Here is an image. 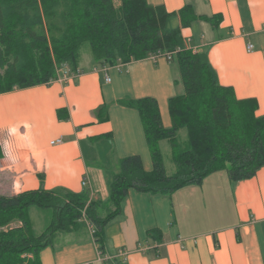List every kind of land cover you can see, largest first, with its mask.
I'll return each instance as SVG.
<instances>
[{
	"label": "crops",
	"instance_id": "0c3cea01",
	"mask_svg": "<svg viewBox=\"0 0 264 264\" xmlns=\"http://www.w3.org/2000/svg\"><path fill=\"white\" fill-rule=\"evenodd\" d=\"M148 2L169 11L192 4L203 18L182 28L185 44L205 52L219 82L239 98H256V113L264 115V0ZM214 15L218 24L208 19ZM152 54L116 65L80 63L74 75L61 71L49 83L0 91V193L64 188L105 202L122 157L139 154L152 169L141 115L121 102L155 97L164 125H172L177 72L173 60ZM105 103L108 119L100 120ZM154 228L162 235H149ZM105 231L104 255L86 221L58 233L41 264H111L115 257L126 264H264V166L237 182L217 171L172 195L131 189Z\"/></svg>",
	"mask_w": 264,
	"mask_h": 264
},
{
	"label": "trees",
	"instance_id": "16d2710c",
	"mask_svg": "<svg viewBox=\"0 0 264 264\" xmlns=\"http://www.w3.org/2000/svg\"><path fill=\"white\" fill-rule=\"evenodd\" d=\"M199 16L192 4L169 11L148 0H0V91L49 83L62 64L76 71L81 47L87 43L93 62L116 65L172 52L184 85L169 98L172 125L163 123L158 100L152 96L121 102L136 108L143 122L153 167L145 169L142 157H122L109 185L107 201L87 191L64 188L0 193V264H41V251L55 236L88 221L101 254H105L106 226L123 211L131 189L172 195L190 185H201L210 174L225 170L233 182L254 177L264 166V115H257L256 98H239L230 85L221 84L205 52L188 47L182 28ZM210 19L218 24L219 15ZM179 20V22H178ZM108 119V104L97 111ZM59 117L67 111L58 110ZM187 129L182 145L178 131ZM167 139L176 170L168 174L161 141ZM110 204V209L109 205ZM31 206L48 217L45 229L33 224ZM108 211L103 213V209ZM19 221L17 225H10ZM162 235L149 230V235ZM111 264H126L115 257Z\"/></svg>",
	"mask_w": 264,
	"mask_h": 264
},
{
	"label": "rangeland",
	"instance_id": "374dc122",
	"mask_svg": "<svg viewBox=\"0 0 264 264\" xmlns=\"http://www.w3.org/2000/svg\"><path fill=\"white\" fill-rule=\"evenodd\" d=\"M115 5H120L121 0H114ZM93 61V57L91 54V50L89 48V45L87 43H85L82 47H81V65L83 66H89L90 64H92ZM62 68H70V65L68 63H64L61 65ZM173 66L176 69L177 72V76H178V83H177V90L181 93L184 91V85L183 82L180 78V74H179V67H178V63L176 61H173ZM178 140L179 142L184 145L187 142V129L186 128H181L178 131ZM161 149L163 152V159H164V164H165V168L167 170L168 174H172L175 172L176 170V164L172 159V149H171V145L169 143V141L167 139L162 140L161 141ZM151 153L149 152V155ZM109 205V209H110V204ZM108 207L103 209V213H106L108 210ZM30 214H31V218L33 220L35 229L38 232H41L45 229L46 225L48 224V217L46 215V213L39 207L37 206H31V210H30ZM19 223V221H14L12 222L10 225H17Z\"/></svg>",
	"mask_w": 264,
	"mask_h": 264
},
{
	"label": "built area",
	"instance_id": "2783aa9c",
	"mask_svg": "<svg viewBox=\"0 0 264 264\" xmlns=\"http://www.w3.org/2000/svg\"><path fill=\"white\" fill-rule=\"evenodd\" d=\"M252 48V44H249L248 45V49H251ZM159 56H164V57H166L167 59H169V60H171L172 59V52H161V51H159V52H157V53H153L152 54V57L153 58H157V57H159ZM60 72L62 71V72H64V75H65V77H67V76H71V75H74V74H76V73H79V70L78 71H71L70 70V68H63V69H60L59 70ZM106 79L107 80H110V76L108 75V73H106ZM62 141V139L61 138H57V139H55V140H53L52 142L53 143H56V142H58V143H60ZM91 227H93L92 225H91Z\"/></svg>",
	"mask_w": 264,
	"mask_h": 264
}]
</instances>
